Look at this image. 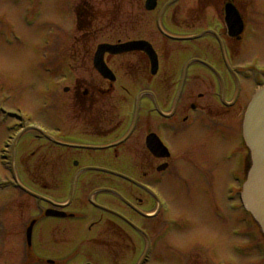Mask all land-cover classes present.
Returning a JSON list of instances; mask_svg holds the SVG:
<instances>
[{
  "label": "flooded vegetation",
  "instance_id": "obj_1",
  "mask_svg": "<svg viewBox=\"0 0 264 264\" xmlns=\"http://www.w3.org/2000/svg\"><path fill=\"white\" fill-rule=\"evenodd\" d=\"M146 1L132 0L134 11L116 29L133 36L112 43L147 42L156 59L141 50L106 54L111 81L91 55L85 76L66 78L68 107L50 110L48 128L27 131L17 188L3 196L6 263L216 264L226 252L216 241V160H242L247 173L236 120L252 95L235 64L244 46L228 36L226 10L230 2L246 16L250 3L155 0L149 11ZM95 2L72 4L86 34ZM228 137L238 151L217 153V140ZM195 193L209 211L204 224L192 206L169 203Z\"/></svg>",
  "mask_w": 264,
  "mask_h": 264
},
{
  "label": "rangeland",
  "instance_id": "obj_2",
  "mask_svg": "<svg viewBox=\"0 0 264 264\" xmlns=\"http://www.w3.org/2000/svg\"><path fill=\"white\" fill-rule=\"evenodd\" d=\"M77 0H0V147L7 134L14 136L11 153L14 170L18 172L20 151L23 149L24 136H19L17 117L27 119L44 127H49L46 119L52 109H65L67 95L63 87L68 84L61 80L65 75L85 76L83 62L89 59L98 44L111 40L116 42L118 37L129 34H120L117 28L122 20L129 19L134 11L132 0H95V16L88 21L91 32L76 29L72 4ZM79 1V0H78ZM264 0H249L246 4V32L239 46H244V53L235 63L242 68L241 75L250 85V91L257 84H264ZM76 29V30H75ZM122 29L128 30L124 26ZM93 30V31H92ZM91 40L92 42H90ZM89 44L90 50L85 54L81 49ZM91 44V46H90ZM79 52L73 53L78 46ZM235 49V48H232ZM75 55V56H74ZM87 55V56H86ZM72 68L67 69L64 67ZM51 70V74L47 72ZM63 83V84H62ZM246 83V86H247ZM59 100L57 105L55 100ZM9 115L3 117V115ZM28 115L31 120L28 119ZM242 114L239 112L236 120L237 128L240 126ZM6 124L13 126V131H6ZM51 129V128H49ZM10 132V133H9ZM237 138V136H236ZM220 146L228 151L237 150L231 137L228 142L217 140V153ZM241 151V150H240ZM239 151V152H240ZM9 150V156H11ZM231 154H228V156ZM234 158V157H232ZM216 160L217 176L214 182L216 193V234L217 243L222 244L224 254L217 252L216 264H260L264 262L257 251V243L261 241V235L256 227H247L243 224L245 215L236 209L234 202H226L225 195L231 186L239 191L241 167L236 159ZM11 168L2 165L0 160V182L8 183L11 180ZM8 190V189H7ZM0 191V236L4 230L1 226V214L3 212V195L7 192ZM170 204L192 206V215H199L201 223L203 217H207L209 211L202 208V201L198 197L177 196L169 200ZM200 205V207H199ZM197 209V210H196ZM180 215V220L185 217L181 210L173 211ZM204 224V223H203ZM237 229L239 234H237ZM3 242V240H2ZM239 244L245 249L243 252L234 251V245ZM12 245L0 242V264H8L6 250ZM16 250L17 246H13ZM18 252V250H16Z\"/></svg>",
  "mask_w": 264,
  "mask_h": 264
},
{
  "label": "water",
  "instance_id": "obj_3",
  "mask_svg": "<svg viewBox=\"0 0 264 264\" xmlns=\"http://www.w3.org/2000/svg\"><path fill=\"white\" fill-rule=\"evenodd\" d=\"M155 2V0H148L147 9L152 10L155 7ZM230 8L228 11V26L234 28L239 25V32H241L243 30V19L235 8ZM237 14L240 19L237 17ZM238 35L235 34L232 37L238 38ZM134 44L130 43L112 47L106 45L100 46L95 58L96 67L101 71L103 67V54L105 52L112 54L123 53L132 50ZM141 44L146 45V50L151 52L148 44ZM244 134L247 145L251 150L253 163L249 171L248 180L244 186L243 199L247 209L251 211L264 232V89L255 96L247 109L244 121Z\"/></svg>",
  "mask_w": 264,
  "mask_h": 264
}]
</instances>
